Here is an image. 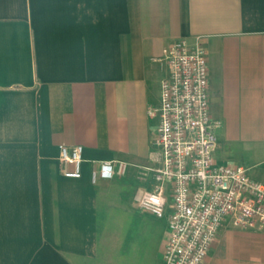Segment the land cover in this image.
<instances>
[{
	"label": "crops",
	"instance_id": "obj_1",
	"mask_svg": "<svg viewBox=\"0 0 264 264\" xmlns=\"http://www.w3.org/2000/svg\"><path fill=\"white\" fill-rule=\"evenodd\" d=\"M198 36L214 157L264 181V0H0V264H165L171 209L135 196L154 185L163 50ZM61 145H83L80 178ZM115 160L125 174L93 181ZM202 264H264V228L225 221Z\"/></svg>",
	"mask_w": 264,
	"mask_h": 264
},
{
	"label": "built area",
	"instance_id": "obj_2",
	"mask_svg": "<svg viewBox=\"0 0 264 264\" xmlns=\"http://www.w3.org/2000/svg\"><path fill=\"white\" fill-rule=\"evenodd\" d=\"M169 75L161 84L153 144L157 166L151 190H139L138 207L158 217L169 213L165 264H202L225 221L241 229L264 228V181L246 167L219 163L217 129L210 112L209 60L202 37L182 38L163 50ZM83 145H61L59 169L65 177L80 178ZM124 161H102L99 177L123 175Z\"/></svg>",
	"mask_w": 264,
	"mask_h": 264
},
{
	"label": "rangeland",
	"instance_id": "obj_3",
	"mask_svg": "<svg viewBox=\"0 0 264 264\" xmlns=\"http://www.w3.org/2000/svg\"><path fill=\"white\" fill-rule=\"evenodd\" d=\"M135 181H132V187H134V188H138L139 186H143L144 185V183H143V181H138L137 180V178L136 179H134ZM137 180V181H136ZM140 180H142L141 178H140Z\"/></svg>",
	"mask_w": 264,
	"mask_h": 264
}]
</instances>
